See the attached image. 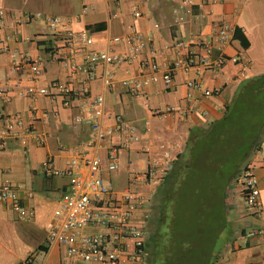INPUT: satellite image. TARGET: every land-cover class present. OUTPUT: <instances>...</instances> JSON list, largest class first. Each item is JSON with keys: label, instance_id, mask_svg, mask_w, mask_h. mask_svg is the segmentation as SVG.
<instances>
[{"label": "crops", "instance_id": "crops-1", "mask_svg": "<svg viewBox=\"0 0 264 264\" xmlns=\"http://www.w3.org/2000/svg\"><path fill=\"white\" fill-rule=\"evenodd\" d=\"M0 11V132L6 117L14 114L22 116L25 126L36 123L35 135L18 138L6 134L0 139V186L5 181L20 186V202L36 210L35 217L26 220L12 203L0 201V264H20L27 259L33 264H91L69 254L64 245H49L58 199L69 191L70 183L67 176L46 175L44 166L52 159L57 168H64L71 157L80 152L92 154L95 149L87 144L91 126L75 119L79 101L66 106L63 96L32 99L22 95L29 86H48L52 80L64 82L68 78L66 66L51 56L52 46L61 41L37 13L60 16L66 29L86 30L88 51H126L124 42L111 41L115 36L138 32L144 39L143 50L120 67L111 87L103 84L102 66L91 82L93 93L105 96V123L115 126L117 118L123 117L141 134L140 141L121 147L117 172L108 171V148L121 142L119 132L106 138L97 150L103 158V177L117 189L132 179L143 193H156L173 161L184 151L190 129L220 119L242 81L264 73V0H193L190 4L184 0H0ZM220 18L234 29L232 42L222 48L213 38L215 22ZM237 27L250 41L248 47L236 38ZM200 40L214 42L210 54L213 61L222 55L226 60L205 69L199 61L205 51L196 45ZM179 42L184 44L177 48ZM14 50L42 60L44 74L39 80L30 81L27 70L11 71ZM179 50L183 54L192 51L196 65L178 69L167 87L164 73ZM85 54L79 53L78 61H83ZM154 63L159 65L157 71ZM153 76L142 94L132 93L125 83L131 78ZM192 80L200 81L202 88H191ZM121 151L127 159L122 173ZM249 163L259 180L260 210L246 207L240 185L232 180L227 190L224 231L219 238L213 237L212 243L206 242L212 250L210 264H264V134ZM149 164H156V177L147 184L137 183L134 176ZM151 212L149 206L140 210L135 221L143 224V213ZM149 223L150 236L155 222H146L147 227Z\"/></svg>", "mask_w": 264, "mask_h": 264}, {"label": "built area", "instance_id": "built-area-1", "mask_svg": "<svg viewBox=\"0 0 264 264\" xmlns=\"http://www.w3.org/2000/svg\"><path fill=\"white\" fill-rule=\"evenodd\" d=\"M86 1V0H84ZM216 2L217 0H209ZM193 0H184L185 4ZM136 14L140 12L136 10ZM34 16V15H33ZM50 29L61 41L52 46L51 56L63 63L68 69L66 81L52 80L48 86H29L22 95L35 99L41 95L49 97L63 96L64 104L70 106L79 101L80 111L75 116L78 123L90 125L92 136L87 143L95 149L89 154L80 152L67 160L64 168H57L52 159H49L44 171L46 175H62L69 178L70 189L58 199L55 210V220L49 231V245L61 244L66 246L71 255L91 264H148L147 241L149 230L146 222L150 214H144L145 222L140 224L135 221L140 210L150 207L155 192L149 190L143 193L134 186L131 180L122 189H117L112 182L102 175L103 158L97 150L104 145L108 137L119 132L121 142L112 144L108 148V171L117 172L120 167V149L122 146L141 140L138 128L128 119L118 117L115 126L105 123L106 105L104 94H95L91 89V82L97 77V69L102 66L101 79L105 87L114 84L120 67L132 62L145 47L142 35L135 32L132 35L115 36L112 42H124L127 50L124 52L106 48L98 51H88L90 37L86 30L74 31L63 26L60 16L43 15ZM3 12L0 11V21ZM181 19V18H180ZM22 22V20H18ZM234 29L224 18L217 19L213 32L214 40L220 48L232 42ZM177 43V48L183 46ZM197 47L204 49L205 53L199 56L202 66L210 68L220 66L225 60L222 55L217 61L211 59L214 47L213 41L200 40ZM86 52L83 61H78L79 53ZM178 57L170 62L164 73V82L167 87L172 85L174 75L180 68L195 66L196 55L189 51L183 54L178 51ZM11 71L19 73L27 70L28 79L32 82L39 80L44 74V67L40 58H33L25 52L14 50L11 52ZM153 69L158 70L159 65L153 64ZM245 76L246 73L243 72ZM155 77L131 78L125 83L129 90L135 94H142L143 89ZM191 88H202L198 80L189 83ZM209 93V92H208ZM1 118V116H0ZM36 123L25 126L20 114L6 117L5 128L0 132V139L6 134L14 137L35 135ZM156 164H149L146 170L136 173L134 180L137 183L147 184L156 177ZM237 182L242 189L246 207L249 210H260L259 180L252 167L242 169L237 176ZM20 186L10 181H5L0 186V201L12 203L21 218L31 220L36 215L32 206H25L20 202ZM20 264H33L31 259Z\"/></svg>", "mask_w": 264, "mask_h": 264}, {"label": "trees", "instance_id": "trees-1", "mask_svg": "<svg viewBox=\"0 0 264 264\" xmlns=\"http://www.w3.org/2000/svg\"><path fill=\"white\" fill-rule=\"evenodd\" d=\"M235 36L244 47L250 45L240 27L236 28ZM263 134L264 73L242 81L225 105L220 119L190 129L184 151L173 161L155 193L159 215L157 220L154 219L147 241L148 264H171L165 255L173 247V242L169 241V247L162 244L163 228L166 225L169 238L176 234L172 224L174 215L177 216V202L187 188L192 190L191 193L202 196L201 201L205 205L195 213L201 219L214 216L211 218L212 230L214 237H220L226 225L228 186L243 168H248L250 157L258 149ZM203 194H206V199ZM199 226L202 228L201 224ZM199 226L192 231L198 235V241L187 244L185 253L178 254L183 260L187 258V250H196L192 252L195 253L202 248L208 255L212 252L211 246L209 248L205 243L202 247L198 243L203 233Z\"/></svg>", "mask_w": 264, "mask_h": 264}, {"label": "rangeland", "instance_id": "rangeland-1", "mask_svg": "<svg viewBox=\"0 0 264 264\" xmlns=\"http://www.w3.org/2000/svg\"><path fill=\"white\" fill-rule=\"evenodd\" d=\"M124 151H121L122 156V162H121V169L120 172L122 173L124 171V166L127 164V159L124 156ZM116 179V178H114ZM122 183V182H121ZM233 184L238 185L237 177L235 178V181H233ZM120 186V185H119ZM234 186V185H233ZM191 189L187 188L185 190V193L182 194L180 200L177 202V216L174 215L175 221L173 222V230H176V234H173L172 238H169L166 234L167 227L166 225L163 228V237H162V244L165 246H168L169 241L172 240V248L169 250L168 253H166V259L168 262H171V264H209V258L211 257L210 254L208 255L207 251L202 250V248H198V252L192 253L196 250H192L191 252L187 250L188 253H186L187 258L186 260H183L181 257L178 256V254H184L187 248V244L193 243L194 241H198L197 237L198 235H195V233H192L193 230H195V227L198 228V226L201 224L202 228L200 227V230H203V233L201 236H199V244L203 245L206 242H211L214 237L213 232V225L211 224V218L214 216L209 215V217H205L204 219L199 218V214L196 215L195 211H200L199 208L204 207V203H202V196H199L195 193H191ZM214 194V193H212ZM206 194H203V198L206 199ZM194 202V204L192 203ZM202 205V206H201ZM157 198L156 195H154L153 200L151 202L150 208V218L149 221L157 220L159 215V210L157 207ZM207 210V211H206ZM205 211L211 213L210 209H206ZM194 211V213H193ZM202 215V214H201ZM206 214H203V216ZM218 215V214H216ZM198 216V217H196ZM250 218V216H248ZM236 220V218H235ZM247 220V219H246ZM246 223V222H245ZM151 223H149V229H150ZM195 232V231H194ZM164 238V239H163ZM209 244V243H207ZM197 247V246H196ZM214 260V259H213Z\"/></svg>", "mask_w": 264, "mask_h": 264}]
</instances>
